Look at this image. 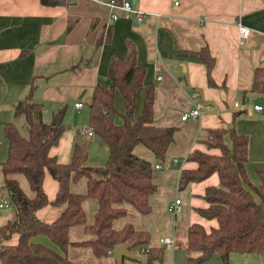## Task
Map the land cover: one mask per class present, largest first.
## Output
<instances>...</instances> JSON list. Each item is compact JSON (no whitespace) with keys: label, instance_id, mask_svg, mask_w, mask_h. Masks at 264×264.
Here are the masks:
<instances>
[{"label":"crops","instance_id":"0c3cea01","mask_svg":"<svg viewBox=\"0 0 264 264\" xmlns=\"http://www.w3.org/2000/svg\"><path fill=\"white\" fill-rule=\"evenodd\" d=\"M133 5L144 14L139 22L134 15L125 16L120 9H110L101 0H63V3L55 5H45L39 0H0V162L6 158L8 147L3 133L4 123L12 121L21 135H27L25 116L23 113L14 114V104L26 97L30 85H33L30 100L41 104V117L45 122L50 121L52 112L63 106L65 113L67 110L77 112L83 108L87 111L86 101L94 84L97 80L109 84L107 70L110 60L125 57L127 43L132 42L137 63L145 66L143 82L154 83L155 123L174 126L176 129L160 167H152L156 190L149 196L150 212L140 214L128 206L126 216L116 219L114 227L120 228L130 222L136 229L150 233L149 243L145 246H159L158 239L161 236H154V230H158L163 218L173 215L176 220L180 214V221L185 226L183 233L173 222L170 234L165 236L173 237L172 249L175 246L182 247L184 256L161 258L152 264H186L187 227L194 222L200 223L206 230L217 225L215 218H205L196 211L197 207L207 205L202 195L206 186L218 184L217 173L213 172L201 181L186 185L190 188L187 217L184 209H181V199L177 212L167 209L178 197L169 205L160 203L159 184L163 183L158 177L154 179L153 169H162L164 175H173L175 172L176 187L181 190L177 186L179 172L196 166V162L186 158L187 154L195 148L219 152L217 149H208L201 141L207 135L206 130L233 125L237 132L248 136L246 175L254 185L260 182L257 170L264 169V107L254 109L253 104L254 98H264V94L250 92L249 88L254 68L264 65V0H136ZM113 12L117 15L114 19L111 16ZM68 20H72L73 25L66 30ZM237 22L250 29L245 39L239 38ZM99 38L101 43L97 44ZM204 45L214 59L211 77L215 86L208 85L205 65L194 53ZM117 92L120 93L115 89V106ZM138 95H141L143 103V85L137 89ZM75 102H82L83 105L75 107ZM197 104V116L181 119L183 112ZM141 108L138 111L133 109L134 117L140 114ZM116 109L125 113V100L122 109L120 107L122 111L117 106ZM238 110L243 111L235 115L234 112ZM64 118L65 114V124ZM88 130L87 123L81 127L65 124V129L57 144L49 149V154L54 155L59 162L67 163L77 138L84 139L86 146L87 140H93L106 149L103 140L95 133L88 134ZM224 141L230 144L228 134L224 135ZM133 152L147 159L152 166L159 162L142 144H136ZM88 155L87 147L86 165L90 166ZM82 181L85 186L86 178L82 177L72 185V189L75 190V185H81ZM19 184L22 187L20 180ZM42 188L49 200L54 198L58 189V182L47 170H44ZM22 189L26 194H32L30 187V191L24 187ZM3 193L7 196L6 190L1 188L0 198ZM5 199L6 205L0 209L3 210L0 226L8 219H13L15 214L8 196ZM96 207L97 202L93 213ZM6 208L9 210L5 213ZM61 209L62 206L47 203L37 208L35 215L51 221ZM133 220H137V224ZM75 228V235L85 234L82 227ZM17 240L18 233L13 232L2 243L13 245ZM34 240L82 264H85L83 253H92L89 247L72 245L62 251L45 235H37ZM137 250L141 253L143 247ZM137 250L135 253L143 256ZM236 254L244 258H231ZM260 255L232 252L226 263L217 255L199 264H264V255ZM110 256L111 253L103 258H94V264H115ZM123 262L144 263L128 258H124Z\"/></svg>","mask_w":264,"mask_h":264},{"label":"trees","instance_id":"16d2710c","mask_svg":"<svg viewBox=\"0 0 264 264\" xmlns=\"http://www.w3.org/2000/svg\"><path fill=\"white\" fill-rule=\"evenodd\" d=\"M45 5L63 3V0H39ZM120 1V0H117ZM73 25L68 20L66 30ZM101 43V39L97 44ZM205 65L207 83L215 86L211 77L214 59L206 45L194 51ZM107 75L109 84L97 80L86 101L88 129L98 135L106 145L107 158L102 168L86 165V141L77 138L73 142L70 159L59 162L49 149L56 145L65 129L63 117L65 107L52 112L48 122L42 120V106L30 100L33 85L29 86L24 99L14 104V114L23 113L27 124V135L19 133L12 121L3 125L7 139V156L0 162L3 185L15 211L14 218L0 226V262L2 264H82L35 241L37 235L47 236L62 251L67 246L89 247L97 258L106 257L117 245L129 242L130 251L142 246L145 261L152 264L163 257L162 246H145L150 233L136 229L130 222L115 228L114 221L126 216L128 206L141 214L151 210L149 196L156 190L152 179L151 163L133 152L136 144H142L158 159L173 141L174 126L155 123L153 118L154 83H144L145 66L136 61V50L132 42L127 43L123 58L110 60ZM144 87L141 112L133 116L137 89ZM115 89L126 102V112L117 111L114 104ZM250 92L264 94V65L253 70ZM243 110L235 111V115ZM120 121H116V117ZM201 139L208 152L191 150L186 158L196 162L194 168L179 172L177 186L184 188L189 182L201 181L213 172L217 173L218 184L208 185L202 195L207 202L196 211L205 218H215L217 225L206 230L200 223H192L186 229V264H199L217 254L223 263L232 252L257 253L264 255V169H258L260 182L251 183L246 175L248 136L236 131L234 126L215 127L206 130ZM230 137L225 143L224 135ZM44 170L58 182V189L49 200L42 188ZM99 172L97 176L92 172ZM22 174L32 191L26 194L16 177ZM81 177L86 178L85 190L74 191L72 185ZM255 196L257 198H255ZM93 198L97 202L93 221L86 222L83 201ZM47 203L62 206L60 213L51 221L38 218L35 210ZM82 227L91 236L71 240L72 227ZM13 232L18 233L15 244L2 243ZM126 264V263H125Z\"/></svg>","mask_w":264,"mask_h":264},{"label":"rangeland","instance_id":"374dc122","mask_svg":"<svg viewBox=\"0 0 264 264\" xmlns=\"http://www.w3.org/2000/svg\"><path fill=\"white\" fill-rule=\"evenodd\" d=\"M157 83V82H156ZM182 83L184 84V82L182 81ZM118 93V92H117ZM115 103L116 106L118 108V110L122 111V106L124 104V99L122 98L121 94L118 93L115 99ZM142 105V97L141 95L136 96V104L134 107V111H138L140 110ZM121 107V109H120ZM199 110V107H198ZM65 124L66 125H76L81 127L82 125H85L87 123V111L85 110V108H83L80 111H72V110H67V112L65 113V118H64ZM116 121H120V117L117 116L116 117ZM26 134V132L24 133V135ZM140 146V145H139ZM87 147H88V163H90L91 168H102L106 158H107V151L106 149L103 147V149L100 147V145H97L95 143V141H91V140H87ZM160 163H162L161 159L159 160ZM93 175L97 176L99 174V172H92ZM153 175H154V179L156 180L157 177L158 179H160L161 183H163V185L159 184V188H160V193L158 195V198L160 197V203L163 205H167L169 202L173 201V199L175 197H178L179 199H181V209H184V213L185 215L188 217V210H189V204H190V200L189 197L190 195L188 194L189 192V187L186 186V188L178 190L176 187V173L174 172V174H168V175H164L162 169H153ZM16 177L18 178V181L20 180L22 183V187L21 188H25L27 191L29 190V184L27 179L25 178L24 175L22 174H17ZM82 178V177H81ZM85 178V177H83ZM79 181V180H78ZM77 181V182H78ZM3 184V174H2V170L0 167V185ZM23 190V189H22ZM85 190V186H84V182L82 181V184L80 185V183H77L75 185V190L74 191H79V192H83ZM24 191V190H23ZM30 191V190H29ZM25 192V191H24ZM7 196L6 194L3 193V199H5ZM255 198H257L255 196ZM96 204V200L93 198H86L85 202H84V211L86 214V222L87 223H91L93 221V211H94V205ZM170 204V203H169ZM168 204V205H169ZM132 211H134L135 209L131 208ZM136 212V210H135ZM3 214V210H0V215ZM141 214V213H140ZM140 216V215H138ZM169 216V215H168ZM142 218V217H140ZM137 220H133L134 224H137L136 222ZM173 222H176L177 224V229L181 230L182 233L185 229V226H183V222L180 221V214L177 215V219H174L173 215H170L168 218L166 217V219L163 218L162 224L158 225V230H154V236H165L166 234H170V231L173 228ZM78 227V226H76ZM143 227V226H142ZM76 228L74 227L72 229V231L69 234L70 239H84V238H88L91 235L88 233L83 234H78L75 235V231ZM168 232V233H166ZM159 246H161L159 244ZM138 249V248H137ZM136 249V250H137ZM183 249L182 247H177L175 246V248L172 249L171 247H166L164 249V255L162 258H181L184 256L183 253ZM173 251L172 255L171 252ZM137 252H139V250H137ZM140 253V252H139ZM141 254V253H140ZM144 254V252H143ZM142 254V255H143ZM180 256V257H179ZM242 255H233L231 258H244V257H240ZM261 256V255H260ZM217 255H213L211 258H216ZM82 258H85L84 263L85 264H94L95 263V259L97 258L95 257L92 253L86 252L83 253ZM109 258H112V256H110ZM235 264V263H234Z\"/></svg>","mask_w":264,"mask_h":264},{"label":"built area","instance_id":"2783aa9c","mask_svg":"<svg viewBox=\"0 0 264 264\" xmlns=\"http://www.w3.org/2000/svg\"><path fill=\"white\" fill-rule=\"evenodd\" d=\"M101 2L104 5L108 6L110 9H120L125 16H128L130 14L134 15L137 22L141 21L144 15L141 10L135 8L134 5L128 0H121L120 2H117L116 0H105V1L101 0ZM111 16L113 19L117 17V15L114 12L113 14H111ZM237 27L239 30V38L245 39L248 36L250 29L247 26L241 24L240 22H237ZM159 78H160V75L157 76V79ZM82 105H83L82 102L74 103L75 107H81ZM253 108L261 109V105L254 103ZM198 114H199V110H198V104H197L189 111L183 112L180 117L181 119H186L189 116L194 117V116H197ZM90 133L92 132L88 130V134ZM152 167L153 168L160 167V162L155 163ZM179 203H180V199L175 198L174 203L168 206L167 208L168 211L173 212V213L177 212L179 210V206H178ZM5 205H6V199L0 198V209H2ZM158 242L162 247H171L173 245V237L172 236H161L159 237ZM143 252L144 250H141V253Z\"/></svg>","mask_w":264,"mask_h":264},{"label":"water","instance_id":"95a60500","mask_svg":"<svg viewBox=\"0 0 264 264\" xmlns=\"http://www.w3.org/2000/svg\"><path fill=\"white\" fill-rule=\"evenodd\" d=\"M132 4H135L136 0H130ZM263 96H257L256 98H254V103H258L261 106L264 107V100H263ZM90 100L87 99V103ZM9 210V208H6L4 210V212L6 213ZM132 246V243L129 242H124L121 243L119 245H117L115 248H113L111 254H112V258L115 262V264H124L123 259L124 258H128L130 260L136 261V262H144L145 261V257L144 256H140L139 254L132 252L129 250V248Z\"/></svg>","mask_w":264,"mask_h":264}]
</instances>
